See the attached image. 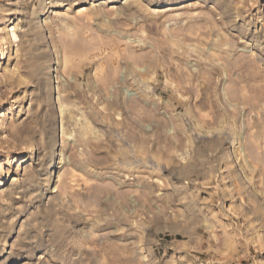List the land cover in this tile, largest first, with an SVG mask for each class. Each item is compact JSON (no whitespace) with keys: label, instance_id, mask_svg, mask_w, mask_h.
<instances>
[{"label":"rangeland","instance_id":"1","mask_svg":"<svg viewBox=\"0 0 264 264\" xmlns=\"http://www.w3.org/2000/svg\"><path fill=\"white\" fill-rule=\"evenodd\" d=\"M93 1L0 0V264H264V0Z\"/></svg>","mask_w":264,"mask_h":264},{"label":"bare ground","instance_id":"2","mask_svg":"<svg viewBox=\"0 0 264 264\" xmlns=\"http://www.w3.org/2000/svg\"><path fill=\"white\" fill-rule=\"evenodd\" d=\"M112 3L113 2H111V0H96V1H93V3H91V6L93 7V8H95V9H105L109 14L111 13V14H113L115 11H116V9H117V7L115 6V5H112ZM143 8H146V6L144 5V6H142ZM160 6H157L156 8H159ZM86 10H87V8H85V7H82L81 9H79L78 11H77V14H83V13H85L86 12ZM146 11H147V13L149 14V15H155L156 13H158L159 11H158V9H153V10H151V8H147L146 9ZM49 13H51V14H57L55 11H53V10H51L50 12H45V15H43V17H44V19L42 20V22L43 23H47V21H48V17H47V15L49 14ZM9 39H10V41H11V43L13 42V41H16V39H17V37H16V34H15V29H11V31H10V33H9ZM15 43V42H14ZM3 56L5 55L4 54V52H3V54H2ZM242 56L246 59V58H248V57H250V56H252L251 55V51L250 50H246L244 53H242ZM201 67L200 66H197L196 67V69H200ZM60 82V81H59ZM59 82H57V84H59ZM127 96L128 97H136L137 95H136V93H134V92H132V91H128L127 92ZM60 127H61V132H62V134L60 135V137H62L63 138V136L65 135V125L63 124V122H62V124L60 125ZM58 154H59V152H58ZM57 154V155H58ZM58 159V162H57V165H56V167H55V171H53V174H56V184L54 185V188H53V190L51 191V194H50V196H52V198H56L59 194H60V192H59V190H58V187H57V181L59 180V178L61 177L62 178V176H63V173H65V166H63V159H64V154H63V152L61 151L60 152V154L58 155V157H57ZM66 174V173H65ZM255 243H257V242H255ZM257 245V244H256ZM261 245V244H260ZM258 246H259V244H258ZM258 246H256V249L257 248H259ZM260 249L262 250H264V246H261L260 247Z\"/></svg>","mask_w":264,"mask_h":264}]
</instances>
